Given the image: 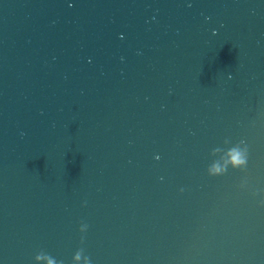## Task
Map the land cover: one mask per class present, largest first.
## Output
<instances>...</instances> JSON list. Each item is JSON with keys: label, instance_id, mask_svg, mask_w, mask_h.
<instances>
[{"label": "water", "instance_id": "1", "mask_svg": "<svg viewBox=\"0 0 264 264\" xmlns=\"http://www.w3.org/2000/svg\"><path fill=\"white\" fill-rule=\"evenodd\" d=\"M0 264H264V0H0Z\"/></svg>", "mask_w": 264, "mask_h": 264}]
</instances>
